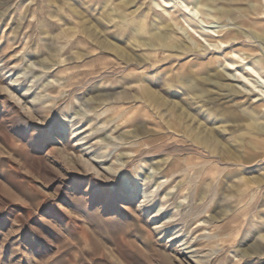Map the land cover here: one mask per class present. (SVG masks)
<instances>
[{
  "label": "rangeland",
  "instance_id": "obj_1",
  "mask_svg": "<svg viewBox=\"0 0 264 264\" xmlns=\"http://www.w3.org/2000/svg\"><path fill=\"white\" fill-rule=\"evenodd\" d=\"M173 4L0 0V264H264V84Z\"/></svg>",
  "mask_w": 264,
  "mask_h": 264
},
{
  "label": "bare ground",
  "instance_id": "obj_2",
  "mask_svg": "<svg viewBox=\"0 0 264 264\" xmlns=\"http://www.w3.org/2000/svg\"><path fill=\"white\" fill-rule=\"evenodd\" d=\"M173 1L174 0H163V3L166 8V14L170 20L174 22V17L170 10L176 8V4H173ZM176 1L180 4V11L183 12L184 22L187 24V29L182 28V30L186 32L188 38L194 43L195 50L199 51V49L202 48L209 56H216L210 59L211 64L216 63L222 65L223 63H227L228 67L226 69L229 71H232L237 64L247 61L245 64V66H248L246 74L251 78L262 80V85L264 84V60L260 59L259 62H256L253 55L245 52L243 53L239 48L241 30L250 28L255 34L258 36L260 35L257 30L263 26L262 22H264V0H262L263 3L260 0H221L240 4L249 1L253 3L252 8H240L239 13L235 12L232 8L220 10V12L227 17L225 20L223 19V22L220 20L221 18L219 16L213 15L214 12H217V10L211 7V3L215 2V0ZM202 9L207 10L204 11ZM215 20H220V24L222 25L217 27L211 26L216 24V22H214ZM230 20L233 21L238 30L234 28H224L229 25ZM243 70H245V68ZM247 79L249 80V78Z\"/></svg>",
  "mask_w": 264,
  "mask_h": 264
}]
</instances>
